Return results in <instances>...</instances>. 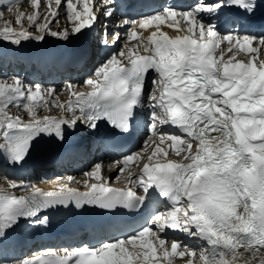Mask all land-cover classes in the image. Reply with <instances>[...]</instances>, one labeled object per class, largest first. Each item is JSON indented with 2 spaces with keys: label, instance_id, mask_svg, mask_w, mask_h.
I'll return each mask as SVG.
<instances>
[{
  "label": "snow or ice",
  "instance_id": "1",
  "mask_svg": "<svg viewBox=\"0 0 264 264\" xmlns=\"http://www.w3.org/2000/svg\"><path fill=\"white\" fill-rule=\"evenodd\" d=\"M44 2V23H40L41 0H30L31 14L17 8L14 24L19 27L5 22L0 40L19 46L22 41L40 42L45 34L67 39V31L50 28L59 22L61 9L75 35L95 24L98 11L111 18L116 0ZM5 4L11 11L12 0H0ZM261 4L264 0H197L186 9L169 4L138 21L124 19L117 27L132 25L125 33L128 41L138 39L139 30L155 27L156 31L136 46L113 52L84 81L90 91H77L69 82L67 89L75 100L67 104L27 103L53 96L56 90L51 86L45 90L19 77L0 82V155L10 164H21L41 135L63 141V126L74 130L78 121L90 130L106 121L121 132L129 131L135 109L145 106V96L150 110L148 139L156 137L138 179L129 176L133 187L126 191L107 186L110 180L102 179L100 163L84 173L85 191L68 183L57 191H42L35 183L11 181L9 190L0 191V264H175V257L183 264H264V32L241 33L237 23L224 34L212 19L229 7L254 27ZM166 22L176 30L174 36L160 31ZM32 28L39 34L34 35ZM104 34H109L107 25ZM111 37L115 44L121 33ZM149 79L152 87L146 93ZM10 106L26 109L27 121L11 114ZM40 106L58 107L67 115L40 117L36 111ZM166 125L178 132L162 131ZM172 154L178 159L169 158ZM140 157V152L123 157L119 171ZM89 179L95 182L89 185ZM150 189L167 205L129 238L66 249L62 255L50 250L46 256L37 253L14 261L5 255L21 220L46 225L48 218L40 213L58 206L136 209L149 199ZM17 190L28 195L17 196ZM169 229L196 240L169 238L165 234Z\"/></svg>",
  "mask_w": 264,
  "mask_h": 264
},
{
  "label": "bare ground",
  "instance_id": "2",
  "mask_svg": "<svg viewBox=\"0 0 264 264\" xmlns=\"http://www.w3.org/2000/svg\"><path fill=\"white\" fill-rule=\"evenodd\" d=\"M24 2H26L25 5L23 4ZM12 4H16L15 8H17L18 5H20V7L23 6L22 9H20L18 7L19 11H24L25 13H28V14H31V12L33 11L31 8L30 0H12ZM3 6L8 7V5H6V4L0 5V7H3ZM23 8H25V9H23ZM11 12H12V10H11ZM14 12L16 13V11H14ZM43 13L41 12V14H43ZM14 19H15V15L13 16L12 20H11V18H8V20L6 19L7 21L0 22V28H2L4 23L8 22V21L13 22V27H19V26L14 24ZM72 26L73 25L71 24V29H72ZM24 27H26V28L28 27L26 20L24 21ZM64 29H62L60 32L67 31V33H68L67 39H61L59 37H52L50 35L45 34L44 39L40 42H37L35 40L22 41L19 46L14 45L10 42H5L3 40H0V66H4V64L6 65L7 63H9V64H12L11 68H13V66H15L17 68V64H19L18 66H21L23 68V71H28L30 69V67L32 66V70L37 69V70H35V74L27 75V76L22 77V78L20 77V79L27 84H31V85L40 84L45 88V90L47 87L51 86L57 91L59 81L57 82L56 78L51 79V78H47L45 76V71H47L46 70L47 68L45 66H37L36 67V66H34L35 64L32 65L31 63H28L26 60H23L22 57L26 51L33 53V52L38 51V50H45L46 54L49 57H52L55 54V52H57V51H62L63 54L66 56V55L70 54L72 52V50L79 44H86V45L95 46V43L93 41L96 40L97 37H100V34L97 32L92 38H90L87 36H83L82 33L73 35L71 30L69 31L68 29H65V30ZM32 33L34 35L39 34L37 32H32ZM144 33L145 32H141V35L146 37L147 34H144ZM175 34L176 33H170L169 35L174 36ZM99 40H100V44L103 46L105 38H103V36H102L101 38H99ZM118 42H120V40ZM125 44H126V41H124V46H125ZM99 53L101 54V61H104L105 59L110 58V56L113 52L101 50ZM85 62L87 63L86 68L88 67V70L93 71V75H94L96 68L103 64V63H97L95 65V62L93 61V59H90L89 56L85 57ZM92 67H94L93 70H92ZM54 68H55L54 69L55 72L59 69L57 67H54ZM48 69H50V68H48ZM65 69H67V68H65ZM65 71L67 73H69V76H70V77H68V79L66 81V88H67L68 83L71 82L73 85L77 86V88H76L77 91H80V92H87L88 91V86L86 84L84 86L82 85V82H81L82 76L81 75H79L76 72H72L70 70H65ZM56 73H58V72H56ZM83 73H87V72H83ZM55 75H57L59 77L60 74H55ZM93 75H87L86 77L89 78ZM1 77L3 79L2 74H1ZM5 81L11 82L8 79ZM56 91H55V94H56L55 96L58 99V95H57ZM49 99H50V97H42V99L38 100V101H34V102L25 101V102L35 103L37 105H43L46 101L47 102L52 101ZM70 99L75 100V97L70 96L69 92H67V94H64L62 98L59 97L58 101H59V104H67ZM36 111H37V115L40 117H43L46 114L51 115L53 117H57V118H60L62 116L67 115V113L62 111L61 109L59 110L60 111L59 113H56L52 107H50V110H46L45 108L40 106V107H37ZM10 112L13 115L19 114L21 116V118H23L25 121H27V119H28L26 109H23V108L18 109L15 106H10ZM53 137H54V135L50 136V137L41 135L37 140L33 141L32 148H31L29 154L27 155V159H30V161L36 160L38 158H43V157L47 156L48 154H50L53 149L51 147H49L47 144H42V143H43V141L46 142L47 140H49ZM0 142H2V136H0ZM148 143H149V141H148ZM145 145L146 144H144V146ZM146 148L148 149L149 147L146 146ZM26 160L23 161L21 164H15V163L10 164L2 155H0V178H2L1 179L2 181L0 182V191L9 190L8 185L11 181L24 182L25 184L35 183V185L38 188H40L42 191H57V190H59L60 186L64 183H68L69 186L72 188H76L80 191H85L86 188L84 185V181L88 178L85 177L84 173H86V170H88V169H85L87 167L88 163H90V161H93V163L89 167V168H91V167H94V165L96 163L103 164V163L107 162L108 158H104L103 160H101L95 156L90 161H87V162L83 161L82 163H79V165L76 169L67 170V171H64L62 169L63 167H61V166H55L54 169L49 170V172H48L50 175H52V177H55L54 179H52V181L38 180V178H39L38 172L35 169L33 170L29 166V161L28 160L26 161ZM120 168L121 167H119L117 170H115L116 168H111L107 171L104 170L103 168H101L102 179L103 180L112 179V182L114 181V182L119 183L121 181L122 175L127 174L128 176H130L129 173L132 170L129 169L130 168V165H129V167L124 170V172H120L121 175L119 176V178L115 179L114 178L116 176L115 174ZM80 170H83L82 176H79ZM136 171L134 174H136ZM60 174H63L67 178L66 179L62 178V180L57 179L60 176ZM68 177H72L73 180L68 181ZM92 182H95V181L90 180V179L88 180L89 185ZM109 185H110V183L107 186H109ZM14 194L17 196L28 195V192L22 191V190H17V191H15ZM29 227H30L29 224L22 222V224H19L18 227L15 228V231L12 233L13 243L9 246V249H8L7 253L5 254L8 259H11L14 261V259L16 260V259H22L25 257H28V258L32 257L29 253V249L32 248V246H31L32 244H30L29 242H27L23 238L24 228H29ZM193 242L194 241H192V243ZM35 247H37L34 251V252H36V254L37 253H43L46 255L47 252L50 250L54 251V252L56 250H58L60 245L57 244V242H53L51 244L39 242L38 244H36ZM15 252H17V254H15Z\"/></svg>",
  "mask_w": 264,
  "mask_h": 264
},
{
  "label": "rangeland",
  "instance_id": "3",
  "mask_svg": "<svg viewBox=\"0 0 264 264\" xmlns=\"http://www.w3.org/2000/svg\"><path fill=\"white\" fill-rule=\"evenodd\" d=\"M42 2H41V7H40V13L42 12H46L47 11V5H46V3L44 2V0H41ZM25 3L26 2H24L23 4L25 5ZM27 5V4H26ZM15 4H13L12 5V12L9 10V7H3V8H1L0 9V22H2V21H7L8 20V18H11V20L13 19V16L15 15V12L14 11H16L17 10V8L19 7L20 9H22V7H20V5H18L17 6V8H15ZM5 8V9H4ZM23 9H25V8H23ZM8 10V11H7ZM24 12V11H23ZM44 13L43 14H41V20H40V23H43L44 22V20H43V15H44ZM3 14V15H2ZM63 14V15H62ZM7 19V20H6ZM58 23H56V22H53L51 25H50V28H51V30L52 31H58V32H60L62 29H68L69 31L71 30V24L67 21V19H66V13H65V11L63 10V9H61V11H60V15H59V17H58ZM63 25V26H62ZM64 27V28H63ZM64 29V30H65ZM31 30V32H36V30H35V28H32V29H30ZM3 72V71H2ZM17 72H10V74H8L7 76H6V78H5V80L8 78V79H11L12 80V78L13 77H21V76H24L25 75V73H23L22 74V71H20V72H18V74H16ZM29 74H31V72H28ZM2 77H0V79H1ZM67 79H68V77H62L60 80H58L59 81V83H58V90L56 91V93H57V95H58V99L56 98V94H54L52 97H50V99L49 100H52V101H55L56 103H58L59 104V97H63V95L64 94H67V92H68V89L66 88V81H67ZM5 80H3V79H1L0 80V82H4ZM84 80L85 79H83L81 82H82V85H83V83H84ZM48 100V101H49ZM51 102V101H50ZM44 108V107H43ZM53 109H54V111L56 112V113H59V110H60V108H58V107H52ZM47 110V109H46ZM143 145V142L140 144V147ZM119 173V175H117ZM116 176H115V178L117 179L119 176H120V172L118 171L116 174H115ZM79 176H81V173L79 172ZM58 178H63V177H58ZM2 178H0V182L2 181L1 180ZM63 179H65V178H63ZM62 180V179H61ZM52 181V180H51ZM33 250H30V252H32ZM31 255V254H30Z\"/></svg>",
  "mask_w": 264,
  "mask_h": 264
}]
</instances>
